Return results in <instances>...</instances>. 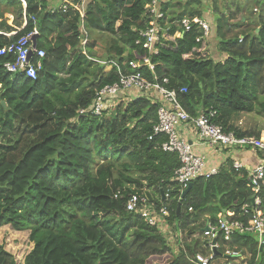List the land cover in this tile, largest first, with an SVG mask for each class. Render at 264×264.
<instances>
[{"label":"trees","instance_id":"1","mask_svg":"<svg viewBox=\"0 0 264 264\" xmlns=\"http://www.w3.org/2000/svg\"><path fill=\"white\" fill-rule=\"evenodd\" d=\"M24 1L23 8L20 0H0V47L36 28L35 49L45 55L33 56L41 64L35 79L6 71L12 57L0 56V136L16 137L0 145V228L9 226L28 249L17 256L2 241L0 264H194L184 251L189 257L206 252L203 240L190 238L201 231L203 214L212 222L219 214L247 221L244 204L250 212L264 209V185L255 193L247 171L235 170L230 160L216 174L192 180L180 200L172 180L177 153L161 149L164 136L148 138L158 108L148 95L121 100L102 115L78 113L98 89L118 81L114 67L90 59L101 60L88 32H107L119 42L113 38L104 61L116 60L127 72L124 61L148 57L153 70L143 65L137 71L151 81L166 78L168 88L186 87L178 98L189 114L214 113L212 122L226 132L253 136L233 121L253 111L264 115V0H243L228 15L214 5L212 18L191 2L162 1L164 17L157 22L171 37L154 45L156 53L135 43L151 22L149 0H89L83 30L77 12L51 10L56 0ZM236 13H244L245 22L234 21ZM194 17L209 22L211 48L196 40L203 33L198 24L183 31L181 20ZM143 190L156 208H167L172 229L182 231L176 253L165 233L125 209L130 194ZM217 240L214 260L231 248L239 252L237 264H264V245L247 233Z\"/></svg>","mask_w":264,"mask_h":264},{"label":"built area","instance_id":"2","mask_svg":"<svg viewBox=\"0 0 264 264\" xmlns=\"http://www.w3.org/2000/svg\"><path fill=\"white\" fill-rule=\"evenodd\" d=\"M20 1L24 8L26 6L25 1ZM88 1L56 0V5L52 4L51 10L62 9L77 12L81 18V30H83V19ZM161 2L162 0H149L145 5L146 15L151 22L139 31V38L135 41L136 44H140L150 51L152 50L151 52L153 53L157 52L154 47L155 44L161 42L162 39L171 37L166 29L157 22L158 19L164 17V14L160 10ZM194 23L198 24L203 32L202 36L196 40L207 39L210 33V24L205 19L197 17L182 19L181 25L183 31L190 30ZM36 34H38V31L34 28L32 33L21 36L17 41L0 47V56L12 57L11 60H7L3 64L6 71L10 73L21 72L27 78H36L41 64L39 62L33 63V56L41 58L45 55L43 49L32 48L31 38ZM176 34L175 36H181L182 32ZM82 42L84 43V41ZM90 59L114 67L118 75V81L110 85H104L98 89L91 105L79 109V115H102L107 113L109 109H112L123 98L126 99L123 94H126L130 90H136L138 95H148L153 102L158 103L157 121L154 123L152 133L148 138L153 139L156 136H164V140L161 142V149L177 153L180 166L174 170L172 180L180 186L181 191L191 184L195 178L209 177L216 174L219 170L217 167L208 169L206 167L205 156L196 153L188 140L180 134V127L185 124H189L197 132L201 140L216 149L237 147L250 148L260 152L263 158L256 165L245 167L241 161L234 160L232 161V166L235 170L245 169L247 171L248 181L255 193L259 191L261 185H264V139L248 135L237 136L232 131L226 132L221 125L212 122L210 116L214 113H210L209 115L199 113L196 116L189 114L178 98V93L186 92V87H181L178 90L168 88L166 86L168 83L166 78H163L162 81L157 79L151 81L137 71L143 65H147L150 70H153L154 67L148 57H144L140 61H124L123 65L128 64L131 70L127 72L122 69V65L116 60L101 61L95 58ZM168 196L167 191L164 193V197L167 198ZM253 204L259 205L260 199L254 198ZM125 209L139 215L146 223L156 226L167 237L175 240L178 239L180 244H182L184 239L183 233L181 230L175 232L172 229L167 220L169 214L167 208L164 206L156 208L144 190L142 193L135 192L130 194L126 201ZM242 211L244 214H251L247 221L231 219L222 214H219L213 222L210 219H205L200 235L205 239L203 247L206 252H196L193 256L189 257L186 251H184L188 259L194 264H212L219 245L217 238H220L224 242H229L232 236L237 233H255L258 235V244L260 246L264 245V209L260 210L257 208L253 212H250V206L244 204ZM227 213L228 215L230 214V212ZM173 232L174 235H172ZM192 236L195 237V233ZM221 256L225 260L224 264L239 263L237 260L240 257L239 252L234 249L226 248Z\"/></svg>","mask_w":264,"mask_h":264},{"label":"rangeland","instance_id":"3","mask_svg":"<svg viewBox=\"0 0 264 264\" xmlns=\"http://www.w3.org/2000/svg\"><path fill=\"white\" fill-rule=\"evenodd\" d=\"M181 3H189L191 2V5H196L195 8L200 10V13L205 17V18H212L213 14L215 13L212 6L216 5L218 10H220V12L224 13V14H229V11L233 12L235 11L236 5H240V8L242 6V3H244L243 0H204V3H196V1H192V0H179ZM251 2V1H250ZM55 4V3H54ZM56 5V4H55ZM176 5V4H174ZM173 7V5L169 6V9L171 10V8ZM177 7H173L172 10H176ZM254 10V9H253ZM254 13V12H253ZM249 14L250 17L252 18V14ZM6 16L9 18V23L11 22V14L10 13H6ZM245 14H240V13H236V15L233 17L234 21H238V20H242L243 22H245ZM89 33V38L90 41L95 42L93 49L94 52V56H96L97 58L101 59V60H106L107 57L109 55H111V53L109 52V47L110 45L113 43V38L114 35L107 33V32H98V31H93V32H88ZM114 39L117 38L115 37ZM209 39V37L207 38ZM207 41V40H206ZM211 38L210 41H207L208 45L211 42ZM83 44V42H82ZM211 48V44L209 46ZM213 53L215 51H212ZM218 58V57H217ZM106 68H108V66L106 65ZM105 68V69H106ZM243 116L246 118V120H260V121H264V115L258 114L256 112H249V113H243ZM18 122V121H17ZM22 122V121H21ZM23 123H20V125L22 126ZM44 124V121L41 120L38 123H36V125H42ZM34 125V124H32ZM21 129V128H20ZM11 135V134H10ZM0 136V145L5 144L8 145V142L12 143V141H14L16 139L15 135L13 136ZM5 139V140H3ZM11 140V141H10ZM5 147V146H4ZM248 235L252 236L254 239H258V235L252 232H247ZM19 234H15L13 230L10 229L9 226H4L2 228H0V243L3 241L5 244L4 246H6V249L8 251H11L14 255L18 256V253H21V251H25L28 248L25 246V244H28V242L25 241V238L18 236ZM24 235H28V232H24ZM193 235V234H192ZM191 235V237H192ZM188 237V235L186 234L185 237ZM190 236V235H189ZM192 239H196L194 237H192ZM200 240H202L200 238ZM170 242V244L173 247L174 252L176 253L179 249L178 247V243L176 242L175 239H170L168 240ZM223 261V257H218L217 259H215L212 264H218L219 262Z\"/></svg>","mask_w":264,"mask_h":264},{"label":"crops","instance_id":"4","mask_svg":"<svg viewBox=\"0 0 264 264\" xmlns=\"http://www.w3.org/2000/svg\"><path fill=\"white\" fill-rule=\"evenodd\" d=\"M162 1L163 3H165L169 0ZM54 3L56 4V1ZM167 18H165L164 20L165 23H168ZM206 40L210 41L209 39ZM136 95H138L136 90H130L126 93L125 98L130 99ZM126 99L123 98L122 101H126ZM233 124L242 131L250 132L253 134V136L264 139V121L262 122L258 119L254 121L248 119L247 121L243 114H240V116L235 117ZM180 134L188 140L196 153L205 156L206 167L208 169H210L211 167L220 168V166L226 163V161L228 160H239L244 164L245 167H252L260 162L263 158V155L260 152L250 148L234 147L216 149L215 147L210 146L207 142L201 140L197 132L189 124H185L180 127ZM203 215V220L209 219V216L207 214ZM200 234V232L195 233L194 238H201L204 242L205 239ZM172 235H174V232ZM167 239L170 240L169 237H167Z\"/></svg>","mask_w":264,"mask_h":264},{"label":"water","instance_id":"5","mask_svg":"<svg viewBox=\"0 0 264 264\" xmlns=\"http://www.w3.org/2000/svg\"><path fill=\"white\" fill-rule=\"evenodd\" d=\"M31 40H32V48L33 49H35V47H36V37H32L31 38ZM0 102H1V104L4 106V101H2L1 100V93H0ZM190 186H191V184H189L183 191H182V193H181V196H180V200L182 199V197L184 196V194L187 192V190L190 188ZM180 209V204H178V206H177V210H179Z\"/></svg>","mask_w":264,"mask_h":264}]
</instances>
